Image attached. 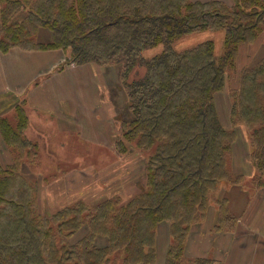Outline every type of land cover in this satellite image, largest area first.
<instances>
[{
	"label": "trees",
	"instance_id": "obj_1",
	"mask_svg": "<svg viewBox=\"0 0 264 264\" xmlns=\"http://www.w3.org/2000/svg\"><path fill=\"white\" fill-rule=\"evenodd\" d=\"M233 1L228 7L191 0H0L2 53L63 50L69 65L119 70L128 117L121 112L116 148L128 154L131 143L147 155L146 186L128 204L118 205L117 196L46 216L37 211V184L23 172L38 148L24 134L27 115L16 107V127L1 117L3 139L18 156L8 167L0 164V264H116V257L154 264L157 230L165 223L173 239L165 264H214L188 258L186 241L212 206L216 232L235 226L219 191L223 183L240 185L228 166L240 127L261 174L257 187L264 189V58L238 69L242 46L264 35V0ZM209 30L225 33L220 56L213 40L176 49L177 41ZM157 47L160 53L144 55ZM226 89L232 130L223 126L216 102Z\"/></svg>",
	"mask_w": 264,
	"mask_h": 264
},
{
	"label": "crops",
	"instance_id": "obj_2",
	"mask_svg": "<svg viewBox=\"0 0 264 264\" xmlns=\"http://www.w3.org/2000/svg\"><path fill=\"white\" fill-rule=\"evenodd\" d=\"M191 1L222 2L227 5L229 2ZM68 57L69 52L63 50L24 51L15 48L7 54L0 51V95L6 96L10 93L19 99L17 106L23 108L28 118L24 134L38 145L42 142L41 138H45L48 129L49 134L54 131L60 134L61 141L68 140L71 143L75 137L79 145L95 149V153L88 156L77 154L78 162H87L92 155L106 156L108 153L114 157L112 159L122 160L123 156L116 148L117 141L122 137L121 112L124 111L122 106H125L119 74L116 77L111 73L116 69L96 64L69 65ZM216 102L223 126L232 130L230 90L226 89L218 94ZM16 107L15 111H10L14 112L11 117H8L7 113L4 115L14 127L18 124L14 119L17 116ZM69 143H63L65 145L62 149H67L66 152L70 147ZM0 145H6L1 131ZM250 148L248 132L244 127H240L232 154V170L235 173L233 176L237 173L236 176L245 177L247 180L254 178L256 171L250 162ZM6 150L8 151L5 147V155ZM3 159L6 161L8 158H0ZM107 159L109 154L101 161ZM8 160H11L10 153ZM87 168L86 172L82 170L79 174L86 177L89 171L91 176L94 169ZM108 169L98 170V176L104 179L110 177ZM225 184L231 185L223 183L219 193L231 191L227 193L226 198L235 226L229 232H216L214 215L217 208L212 206L206 219L192 227L186 241L185 254L190 259H210L214 264H264V189L254 188L255 190L249 191L244 190L242 186L224 188ZM85 186L87 192L92 191L91 186ZM73 188V184H70L69 188L62 190L67 192L65 189H69L70 192ZM59 190L61 191V188ZM70 204L71 202H68L59 208L62 210L72 205ZM172 243L169 224H162L157 230V256L154 264H165Z\"/></svg>",
	"mask_w": 264,
	"mask_h": 264
},
{
	"label": "rangeland",
	"instance_id": "obj_3",
	"mask_svg": "<svg viewBox=\"0 0 264 264\" xmlns=\"http://www.w3.org/2000/svg\"><path fill=\"white\" fill-rule=\"evenodd\" d=\"M227 3L228 7L234 6L233 0H229V2ZM252 12L259 11L255 9ZM224 36L225 33L222 31L214 32L209 30L185 37L177 41L175 47L180 52L205 41L213 40L215 43V53L217 56H220L223 52ZM161 51L162 48L157 47L148 50L144 55H146L147 57H152L153 55L160 53ZM262 58H264V35L259 39V41L255 45H247L246 47L241 48L238 69L240 70L244 66L256 64ZM111 73L117 77V74H119V70H112ZM229 76L231 82L235 78L234 72H230ZM230 85L231 87L236 88V80H233ZM123 101L126 104V98H124ZM19 103V99H17L15 95H11L10 93L6 96L0 95V118H4V115L6 113L8 114V117H11L14 112L10 113V111H12L13 109L15 111V107ZM124 114V118H127V108ZM14 119L15 121L17 120L16 117ZM41 140V144L38 145L37 150L33 149L34 153L32 154L31 158L27 159V165L25 166V168H23L24 174L27 175V177H29L30 179H32V181L38 186L36 194V206L37 211L40 214L46 216L55 214L57 213V211L61 210V208H59L61 205L63 206L68 202H71V204L84 202L88 207H93L117 196L118 198L120 197L119 199H115L117 200V204L119 205V202H121L120 206H124L130 201H132L136 196L141 194V192L146 186L147 181L145 175L147 155L144 156L142 152L139 151L137 148L135 149L136 146H132L131 143H127L128 154L123 153V155L119 153L123 156L121 157L122 160L120 158L118 160L112 159L113 156L108 153L109 159H107V161H101L104 157L108 155L107 154L106 156H104L102 154L101 156H90L87 159V162H78L76 158L77 154H86V156H88L90 154L95 153V149L90 146L84 147L81 146V144L79 145V141L75 137L73 138V140L71 139L72 141L69 140L71 141V143H69L68 140L61 141L60 134H57L55 131L52 134H49L48 129H46L45 138H41ZM63 143H69L70 147L68 149V152H66L67 149L65 151L62 149V146L65 145ZM5 147L10 153L11 160H8V151L6 150V155L3 152V149ZM250 149L251 155L252 147ZM16 155L18 156V152H16L14 156V153L11 151V149H9L7 144L2 145V147L0 145V158H8L6 161H4V159L0 160L4 167H8L14 164V158L16 157ZM232 157L233 156L231 155L228 166L230 172L232 174H235L232 170ZM100 158L102 159L100 160ZM87 167H89L90 169L93 167L94 172L90 176V172L87 171L88 175L86 177H83L79 174V172H81L82 170L83 172H86V169H88ZM107 168H109L107 173L110 175V177L108 176V178L106 179L102 178L101 176L99 177L97 173L98 170H107ZM236 175L238 174L236 173ZM236 175L235 177L240 179L239 187L242 186L244 190L249 191H253L252 189L254 188L259 189L257 186L259 180L261 179V174L258 171L255 172L254 178L249 180H247V178L245 177H240ZM262 181L264 182V179H262ZM70 184H73L74 188L70 189V192L69 189H65L68 193L64 192L62 188H69ZM85 185L91 186L92 191L87 192L85 190V187L87 186ZM233 186L234 185L228 186L225 184L224 188H232ZM75 187L77 188V190L80 191H77ZM59 188H61V191L59 190ZM53 190H55L56 192H53ZM230 192L231 191H222L221 195L227 196V193ZM217 216L218 209L216 210L214 215L215 220L217 219ZM85 232L86 231L84 230L80 232L75 237L74 242L81 239ZM102 240L103 244L106 243L105 238H103ZM115 262H117L116 264H122V260H119L117 257L115 258Z\"/></svg>",
	"mask_w": 264,
	"mask_h": 264
}]
</instances>
